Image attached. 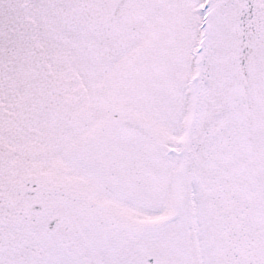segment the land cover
<instances>
[{
  "label": "snow or ice",
  "instance_id": "6c2138e0",
  "mask_svg": "<svg viewBox=\"0 0 264 264\" xmlns=\"http://www.w3.org/2000/svg\"><path fill=\"white\" fill-rule=\"evenodd\" d=\"M0 264H264V0H0Z\"/></svg>",
  "mask_w": 264,
  "mask_h": 264
}]
</instances>
